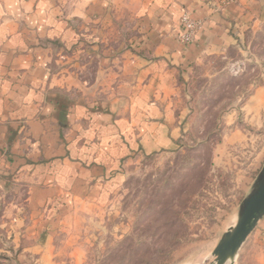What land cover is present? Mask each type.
I'll use <instances>...</instances> for the list:
<instances>
[{"label": "crops", "instance_id": "1", "mask_svg": "<svg viewBox=\"0 0 264 264\" xmlns=\"http://www.w3.org/2000/svg\"><path fill=\"white\" fill-rule=\"evenodd\" d=\"M121 8L136 35L123 59L98 38ZM185 9L204 25L189 45L178 39ZM261 18L264 0H0V178L21 180L32 208L51 209L100 192L126 157L175 149L190 66L240 46ZM90 50L93 80L71 68L70 54ZM257 94L260 107L264 88Z\"/></svg>", "mask_w": 264, "mask_h": 264}, {"label": "rangeland", "instance_id": "2", "mask_svg": "<svg viewBox=\"0 0 264 264\" xmlns=\"http://www.w3.org/2000/svg\"><path fill=\"white\" fill-rule=\"evenodd\" d=\"M131 15L121 8L99 22L106 26L98 38L117 45L120 59L136 36ZM185 15L193 18L183 10L178 39L189 45L204 25L184 42ZM242 36L240 46L205 53L190 66L175 99L183 105L175 149L126 157L100 192L59 197L51 209L32 208L21 180L0 178V264L214 262L264 165V104L254 100L264 88V18ZM90 51L70 54L72 70L87 80L96 68ZM234 264H264V217Z\"/></svg>", "mask_w": 264, "mask_h": 264}, {"label": "water", "instance_id": "3", "mask_svg": "<svg viewBox=\"0 0 264 264\" xmlns=\"http://www.w3.org/2000/svg\"><path fill=\"white\" fill-rule=\"evenodd\" d=\"M264 217V165L249 194L242 201L238 219L217 244L211 264H234L239 252Z\"/></svg>", "mask_w": 264, "mask_h": 264}, {"label": "built area", "instance_id": "4", "mask_svg": "<svg viewBox=\"0 0 264 264\" xmlns=\"http://www.w3.org/2000/svg\"><path fill=\"white\" fill-rule=\"evenodd\" d=\"M183 26L187 29L184 34V42L188 43L194 40L197 35L196 33H198L202 27V22L191 18L189 15H185L183 17Z\"/></svg>", "mask_w": 264, "mask_h": 264}]
</instances>
